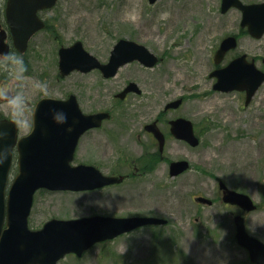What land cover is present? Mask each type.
<instances>
[{
	"label": "rangeland",
	"instance_id": "374dc122",
	"mask_svg": "<svg viewBox=\"0 0 264 264\" xmlns=\"http://www.w3.org/2000/svg\"><path fill=\"white\" fill-rule=\"evenodd\" d=\"M5 1L0 0L1 21ZM220 5L221 0H158L154 4L148 0H59L53 9L43 12L53 23V32H39L25 54L15 53L27 67V71L20 70L22 78L13 79L0 64V84L11 83L24 92L29 103L27 126L19 130L21 135L31 130L33 108L45 97L35 87L37 83L47 85V96L77 94L87 112L111 109L114 118L82 138L75 163L95 162L106 173L129 172L125 160L135 155L133 138L142 131L141 123L158 115L172 97H186L183 111L178 112L192 118L201 133L196 149L167 153L172 158L183 155L190 159L193 169L186 175L170 178L157 165L158 170L148 176L100 190H38L29 217L33 229L53 217L69 219L94 213L169 219L167 225L142 227L97 243L80 257L69 254L57 264H254L236 240L234 209L221 198H213L218 188L211 175L226 176L231 187L251 195L258 207L244 214L246 226L250 234L264 241V83L246 111L244 96L236 91H215V78L209 73L216 67L214 53L224 36L236 33L239 43L223 63L242 51L264 55V37L254 39L243 32L240 11L222 13ZM120 37L134 38L162 58L152 68L138 62L122 67L121 72L140 75L142 94L115 100L116 87L103 82L97 71L58 77L61 45L81 39L88 50L107 61ZM258 65L264 70L261 59ZM0 116L9 117L3 108ZM132 123L136 127L127 128ZM245 162L249 169L246 181L237 173L231 178L228 172L216 170L232 165L243 170ZM145 179L149 184L140 186ZM197 195L215 202L198 204Z\"/></svg>",
	"mask_w": 264,
	"mask_h": 264
},
{
	"label": "water",
	"instance_id": "95a60500",
	"mask_svg": "<svg viewBox=\"0 0 264 264\" xmlns=\"http://www.w3.org/2000/svg\"><path fill=\"white\" fill-rule=\"evenodd\" d=\"M156 0H150L151 3ZM57 0H8L7 19L19 51L24 52L31 36L44 26L38 11L51 8ZM231 6L243 10L242 25H248L252 35L264 34V2L246 5L240 0H223L222 11ZM6 32L0 31V53H9ZM236 45L234 37L223 40L215 60L219 62L225 52ZM138 59L146 65H154L158 58L149 50L133 41L120 40L115 45L108 63H101L97 57L87 52L81 41L70 47L60 49L59 68L62 76L77 69L89 71L99 67L105 76L114 75L125 63ZM218 77L215 89H246L247 102L264 81V72L254 62L243 55L233 60L225 68L212 74ZM135 85L128 90L134 89ZM180 101L173 103V106ZM66 117L60 121L57 116ZM109 112L85 114L75 95L68 99L45 97L39 100L33 113V128L25 136L18 137V129L7 118L0 119V129L7 132L0 141V264H57L68 253L81 256L97 242L113 239L148 224H163L166 219L156 216H106L95 214L81 218L48 220L42 228L29 227V215L34 194L39 188L51 190H88L102 187L121 180L120 177L107 176L97 167L88 164L72 165L79 138L89 128L100 126ZM157 136L156 129L150 127ZM173 133L191 142L198 143L190 120L181 118L173 121ZM18 151L19 172L14 178L8 193L9 170L13 161L14 148ZM7 149L4 152V149ZM189 167L188 161H175L171 164L172 175ZM225 188L224 200L239 203L248 210L256 208L253 200L246 194ZM200 200L208 201L204 197ZM210 202V201H208ZM238 242L249 251L250 259L264 264V242L250 235L244 220L236 218Z\"/></svg>",
	"mask_w": 264,
	"mask_h": 264
},
{
	"label": "flooded vegetation",
	"instance_id": "af4514ba",
	"mask_svg": "<svg viewBox=\"0 0 264 264\" xmlns=\"http://www.w3.org/2000/svg\"><path fill=\"white\" fill-rule=\"evenodd\" d=\"M242 1L245 3L251 4V3H259V2H262L264 0H249V1L242 0ZM221 2H222V0H221ZM220 8H221V5H220ZM120 38H124V37H120ZM120 38H118L116 41H118ZM128 38H130V37H128ZM130 39H132V38H130ZM84 45H85V43H84ZM112 47H114V46L112 45ZM111 49H110V53H111ZM91 52H93V51L91 50ZM95 52H93V53L95 54ZM240 54H242V52L236 53L227 62L221 64V66L227 65L232 59H234L236 56H238ZM248 59L249 60L254 59L257 62L261 59L262 62L264 63V55L257 57V56H251L248 54ZM160 60H162L161 57H160ZM217 67H219V66H217ZM94 71H97V73L100 75L103 82L110 83V84H112V86L116 87V90H115L113 97L117 101H126L131 96L133 97V95H140V93H137V92H128V93L124 94L123 98L117 96L118 94L123 93V91L131 83H136L137 88L142 89V92H143V87L141 84L140 75H137L135 73H130V72H121L122 68H120V69H118L117 74H115L114 76H111L109 78H106L102 75V72L99 69H95ZM79 73H81V72H79ZM82 74H88V73H82ZM217 92L223 93V94H229V93L220 92V91H217ZM236 92L241 93L244 96L243 99L246 100V92L245 91H236ZM255 96H254V98H255ZM179 98H181L182 101L177 106L167 107V105L169 103L174 102L175 100H177ZM185 98L186 97L184 95H181V96L175 97V98H173V97L169 98L168 101L164 104L163 110L158 115H156L154 118H150L147 121H143L141 123L142 124V127H141L142 131L141 132L137 131L136 137L133 138L135 155L130 159V161H129V159H126L125 160L126 164L125 165L123 164L124 166H127L130 169V171L125 172V173H121L120 171H114L112 173H109V174L124 176V179L121 182L112 184L110 186L121 185V184L126 183L130 179L131 180L140 179V178H143L145 176H148L150 173L156 172L158 170L156 168L157 165H161L162 169L165 171L167 176H169L170 178L171 177L176 178L179 176L186 175L187 172H189L193 169L192 162L186 156L180 155L178 157L172 158L167 154L168 152H171V151H174L175 154L183 153L186 150L192 151V150L196 149L197 147H199V145L202 141L201 133L199 132L198 127L195 124L194 120L192 118H190L189 116L178 112V111H183V108H184V105L186 102ZM253 99L248 104L244 101L243 107L246 109V111L248 110V108H250V105L252 104ZM184 117L191 119V121L194 124L195 134L199 140V143H197L196 145H193L191 142H188L187 140L177 138L172 132L173 121H175L179 118H184ZM113 118H114V116L111 117V120ZM104 125H105V121L103 122L102 126H100L99 128H94V129L88 130L85 133V135L87 133H89L90 131L101 129L102 127H104ZM149 126H152L155 129H158L159 132L162 133V135H163L162 143H161V140L156 137L155 133L149 130V128H148ZM134 127H136V126L134 123H132V125H129L127 128L133 129ZM80 144H81V142L79 143V147H80ZM127 145H128V143H127ZM175 146H179V147H175ZM184 159L189 160V162H190L189 168L187 170H184L178 176H171V172H170L171 162L174 160H184ZM88 163H94V164L98 165L95 162H88ZM238 166L241 167L239 164H238ZM242 166H243V170L241 169L242 171L239 168L236 169L237 168L236 165H232L231 168H227V169L223 168V167L222 168L217 167L216 170L228 172L229 177H231V178H235V176H236L235 174L237 173V174H239L240 177L243 178L244 181H246L249 178L248 177L249 169L246 165V162ZM166 167H167V169H165ZM198 171L199 170L197 169L196 172H198ZM211 177L216 184V189L218 188V190H216V196L213 198H221V200H222L223 191L220 188V183L224 182L227 186L231 187L229 185V179L226 176L224 178L223 176L218 175V173H216L215 175H211ZM143 181H145V182H142V184L140 186L149 184V182H147L148 181L147 179H145ZM231 188H233V187H231ZM239 191H241V190H239ZM212 201L213 202L211 204L201 203V202H197V203L198 204L212 205L215 202V199H212ZM223 203L234 209L233 217L236 215H239V214L244 215L246 212L245 210H243L238 205L228 204L225 202H223Z\"/></svg>",
	"mask_w": 264,
	"mask_h": 264
},
{
	"label": "clouds",
	"instance_id": "9594fccd",
	"mask_svg": "<svg viewBox=\"0 0 264 264\" xmlns=\"http://www.w3.org/2000/svg\"><path fill=\"white\" fill-rule=\"evenodd\" d=\"M0 64L9 72V75L16 80L22 78L23 71H27V67L24 64L22 56L15 53H0ZM35 87L44 93L45 96L48 94L46 84H35ZM0 108H3L6 114L9 116V123L14 125L17 129H23L27 126V109L29 107L28 100L21 90H16L12 87L11 83L0 84ZM57 119L63 121L66 119L64 116H57ZM7 132L0 129V141L6 138ZM7 149H4L6 152ZM4 160L0 159V163Z\"/></svg>",
	"mask_w": 264,
	"mask_h": 264
}]
</instances>
